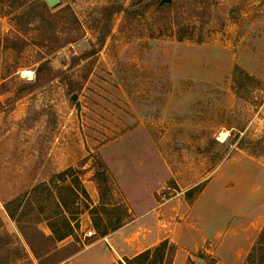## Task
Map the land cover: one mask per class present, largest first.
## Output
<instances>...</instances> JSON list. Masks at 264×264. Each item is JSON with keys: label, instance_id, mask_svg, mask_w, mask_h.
Returning <instances> with one entry per match:
<instances>
[{"label": "rangeland", "instance_id": "rangeland-1", "mask_svg": "<svg viewBox=\"0 0 264 264\" xmlns=\"http://www.w3.org/2000/svg\"><path fill=\"white\" fill-rule=\"evenodd\" d=\"M0 1V219L11 240L21 236L4 203L71 168L88 197L71 206L70 190H52L79 224L56 243V264H123L159 238L175 245L169 264H244L264 226V0L161 10L60 0L68 10L55 21L28 16L32 0ZM44 60L54 74L34 84ZM239 68L258 80L245 98ZM24 197L29 217L61 224L47 189Z\"/></svg>", "mask_w": 264, "mask_h": 264}, {"label": "trees", "instance_id": "trees-1", "mask_svg": "<svg viewBox=\"0 0 264 264\" xmlns=\"http://www.w3.org/2000/svg\"><path fill=\"white\" fill-rule=\"evenodd\" d=\"M1 3L3 1H0ZM148 0H132L131 5H139L141 7L149 4ZM175 0H170L162 5L158 4V1H153L154 8L156 10L164 9L167 6H171ZM145 4V5H144ZM33 9H39L42 19L48 18L52 21L59 19L64 15L68 7H49L47 3L43 0H32L28 6V16L33 15ZM121 10L120 7L113 10L117 12ZM26 14L15 15L14 19L18 30L23 33L26 32L25 29V16ZM49 31V29H47ZM71 34L70 37L71 38ZM51 50H54V48ZM54 74V71L49 66V61H42L35 68V80L34 84H37L40 80V73ZM235 83L238 88L236 89V95L245 98L246 95L255 89H259V85L254 84L257 82L252 75L239 68L238 75L236 76ZM252 82V85H247ZM71 168L64 171L52 174L48 181H43L31 188L29 192H33L37 189H47L53 200L57 202L59 208V218L61 219V224L51 223V219L46 217V215H40V213H35L33 217H29L27 212L24 211L26 208L25 202L27 201L24 196L29 195V192L23 193L24 195L20 197H15L4 203L5 211L8 217L14 221L17 230L21 236V239H16L17 241L11 240L12 237L7 234L4 228L3 222L0 219V264H19L20 262H31V258L27 257V250H30L31 254L38 260V264H56L60 260L54 257L59 247L56 245L57 242L63 240L66 237L73 236L75 231L79 227L77 223V218L74 217V209H69L68 204L64 199L59 200V198L54 197L52 194L53 189H67L73 195V205L79 204L80 196L83 195L88 197L84 187H80L76 177H71ZM70 176L71 185H59L60 181L64 182L66 177ZM101 179H96V183L99 189H104L103 185L106 184V175H100ZM102 183H100V181ZM23 197V198H22ZM24 202V203H23ZM45 221L48 226L50 233L45 234L41 229L38 228V223ZM120 226L119 221H116L110 226L111 230H114ZM107 233V228L102 231V235ZM15 239V238H14ZM26 246V247H25ZM175 253V245L171 243L168 239H163L159 241L156 245L151 248H147L132 258L124 259L126 264H169L173 255ZM27 257V258H26ZM244 264H264V226L262 231L259 233L258 241L252 250L247 254Z\"/></svg>", "mask_w": 264, "mask_h": 264}, {"label": "crops", "instance_id": "crops-1", "mask_svg": "<svg viewBox=\"0 0 264 264\" xmlns=\"http://www.w3.org/2000/svg\"><path fill=\"white\" fill-rule=\"evenodd\" d=\"M132 221H134V218H132L129 222H123L118 228H116V229H114V230H111L110 231V233L109 232H107L106 234H108L109 233V235H113V234H116L117 232H115L116 230H120V229H125V227L129 224V223H131ZM125 231V230H124ZM105 234V235H106ZM143 235H146V234H143ZM124 237H125V235H124ZM125 239L128 241V244H130V238H128V237H125ZM161 240H163V238H159V239H157L156 241H153L152 243H150V244H148V245H146L145 247H143L140 251H138V252H135V253H132L131 255H128L127 257H124V259H126V258H132L133 256H135V255H137L138 253H140V252H142L143 250H145V249H147V248H151V247H153L154 245H156L159 241H161ZM124 259H121L122 261H123V264H126L125 263V261H124Z\"/></svg>", "mask_w": 264, "mask_h": 264}, {"label": "water", "instance_id": "water-1", "mask_svg": "<svg viewBox=\"0 0 264 264\" xmlns=\"http://www.w3.org/2000/svg\"><path fill=\"white\" fill-rule=\"evenodd\" d=\"M169 1L170 0H159L158 1V4L159 5H162V4H164L166 2H169ZM45 2L47 3V5L49 7H55V6H57L60 3V0H45ZM63 60H64V57L62 55H59L58 59H56V60H54V61L51 62L52 68L53 69H58L60 67V62L63 61ZM75 96L76 95L73 94L71 96V98L73 99V98H75Z\"/></svg>", "mask_w": 264, "mask_h": 264}, {"label": "built area", "instance_id": "built-area-1", "mask_svg": "<svg viewBox=\"0 0 264 264\" xmlns=\"http://www.w3.org/2000/svg\"><path fill=\"white\" fill-rule=\"evenodd\" d=\"M86 234L90 236V235H94L95 233H94V230L90 229V230L87 231Z\"/></svg>", "mask_w": 264, "mask_h": 264}, {"label": "bare ground", "instance_id": "bare-ground-1", "mask_svg": "<svg viewBox=\"0 0 264 264\" xmlns=\"http://www.w3.org/2000/svg\"><path fill=\"white\" fill-rule=\"evenodd\" d=\"M225 136H226V134H225V133H222V134H221V140H222Z\"/></svg>", "mask_w": 264, "mask_h": 264}]
</instances>
